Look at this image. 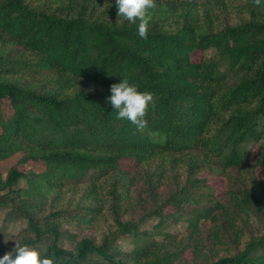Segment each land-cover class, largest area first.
Here are the masks:
<instances>
[{"label": "trees", "instance_id": "16d2710c", "mask_svg": "<svg viewBox=\"0 0 264 264\" xmlns=\"http://www.w3.org/2000/svg\"><path fill=\"white\" fill-rule=\"evenodd\" d=\"M155 4L141 39L115 0H0V207L25 220L0 257L264 264V0ZM122 79L154 95L142 131L106 103Z\"/></svg>", "mask_w": 264, "mask_h": 264}, {"label": "clouds", "instance_id": "9594fccd", "mask_svg": "<svg viewBox=\"0 0 264 264\" xmlns=\"http://www.w3.org/2000/svg\"><path fill=\"white\" fill-rule=\"evenodd\" d=\"M262 0H253L254 6H261ZM117 17L137 24L141 39H147L152 10L155 0H115ZM106 103L116 112V119L128 121L136 130L142 131L147 126L145 119L149 108L155 107L154 95L143 92L135 83L122 79L110 86V96ZM0 264H59L55 258L42 255L33 246L21 245L14 241V247L0 257Z\"/></svg>", "mask_w": 264, "mask_h": 264}, {"label": "rangeland", "instance_id": "374dc122", "mask_svg": "<svg viewBox=\"0 0 264 264\" xmlns=\"http://www.w3.org/2000/svg\"><path fill=\"white\" fill-rule=\"evenodd\" d=\"M205 58L210 62L216 57V51L211 49L205 52L204 54ZM194 60L200 59V55H193ZM219 60V59H218ZM10 107L8 106L7 113H10ZM252 149L255 150V147L252 146ZM19 160L12 158L10 160H7L3 163H0V170L6 174L7 171L18 164ZM28 168H32L36 171H43L44 170V164L43 163H30ZM20 169L22 171L26 170V167L20 166ZM210 184L220 193V195L224 192V182L220 178L210 177L209 179ZM21 187H25L26 183L24 181H21L20 183ZM154 223V224H153ZM151 225H155V222H151L148 227ZM25 226V220L20 218L17 215H9V210L3 209L0 207V239L4 238L10 233L17 232L19 229L23 228ZM184 224H179L178 226L171 227L169 230L172 232H179L184 229ZM139 242H136L135 240L131 238H124L119 242V245L124 250H133L135 246L138 245Z\"/></svg>", "mask_w": 264, "mask_h": 264}]
</instances>
